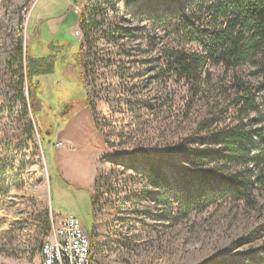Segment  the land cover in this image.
Segmentation results:
<instances>
[{
  "label": "rangeland",
  "instance_id": "1",
  "mask_svg": "<svg viewBox=\"0 0 264 264\" xmlns=\"http://www.w3.org/2000/svg\"><path fill=\"white\" fill-rule=\"evenodd\" d=\"M25 1L0 0V264H41L47 224L69 215L90 232L91 264H210L262 253L264 192L254 208L218 199L184 214L124 163L196 133L221 98L222 68L211 67L210 84L193 95L165 72L166 28L122 0H94L104 8L95 19L112 26L117 16L130 35L114 44L93 30L82 45L75 0H37L28 18ZM18 42L25 78L28 62L33 71L32 139L6 66Z\"/></svg>",
  "mask_w": 264,
  "mask_h": 264
},
{
  "label": "trees",
  "instance_id": "2",
  "mask_svg": "<svg viewBox=\"0 0 264 264\" xmlns=\"http://www.w3.org/2000/svg\"><path fill=\"white\" fill-rule=\"evenodd\" d=\"M122 1L126 10L133 9V16L161 23L168 31L171 43L162 52V60L174 82L183 81L194 95L203 83L210 84L209 69L220 67L224 73L221 82L225 83L216 93L221 98L201 120L196 133L164 149L126 154L124 163L146 180L152 193L162 191L180 213L201 210L218 199L254 208L256 197L264 192V0ZM107 2L113 7L111 0ZM102 9L94 0L85 5L79 20L81 45L85 38H92L93 30L114 44L118 37L130 35L117 24V16L112 26L105 16L103 22L96 20ZM102 23L108 26L100 32ZM22 52L18 42L6 66L18 85L15 98L32 139L34 122L27 114L28 102L34 107L33 71L28 62L25 78ZM81 64L85 69L87 63ZM106 179L107 185L109 177ZM96 200L92 195L93 211ZM222 257L212 258L210 264H264V249L243 259Z\"/></svg>",
  "mask_w": 264,
  "mask_h": 264
},
{
  "label": "built area",
  "instance_id": "3",
  "mask_svg": "<svg viewBox=\"0 0 264 264\" xmlns=\"http://www.w3.org/2000/svg\"><path fill=\"white\" fill-rule=\"evenodd\" d=\"M37 0H27L23 7L24 16L28 18L31 8ZM76 2V1H75ZM71 2L73 13L82 14L88 0L82 5ZM78 22L75 34L82 40ZM90 232L86 231L76 216H66L57 223L51 221L49 230L40 246L41 264H91L92 246Z\"/></svg>",
  "mask_w": 264,
  "mask_h": 264
},
{
  "label": "bare ground",
  "instance_id": "4",
  "mask_svg": "<svg viewBox=\"0 0 264 264\" xmlns=\"http://www.w3.org/2000/svg\"><path fill=\"white\" fill-rule=\"evenodd\" d=\"M50 225H51V223H50Z\"/></svg>",
  "mask_w": 264,
  "mask_h": 264
},
{
  "label": "crops",
  "instance_id": "5",
  "mask_svg": "<svg viewBox=\"0 0 264 264\" xmlns=\"http://www.w3.org/2000/svg\"><path fill=\"white\" fill-rule=\"evenodd\" d=\"M76 1V0H75Z\"/></svg>",
  "mask_w": 264,
  "mask_h": 264
}]
</instances>
